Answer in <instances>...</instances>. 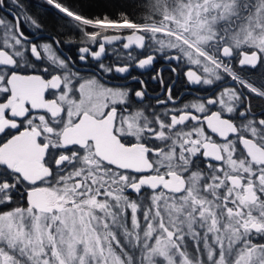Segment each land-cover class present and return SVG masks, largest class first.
Returning <instances> with one entry per match:
<instances>
[{
	"label": "snow or ice",
	"instance_id": "6c2138e0",
	"mask_svg": "<svg viewBox=\"0 0 264 264\" xmlns=\"http://www.w3.org/2000/svg\"><path fill=\"white\" fill-rule=\"evenodd\" d=\"M46 3L99 63L31 41L37 20L0 0V264H264V83L242 74L264 69V0H143L139 22ZM114 42L141 69L161 54L193 85L232 83L145 105L105 79L131 67L102 62Z\"/></svg>",
	"mask_w": 264,
	"mask_h": 264
},
{
	"label": "flooded vegetation",
	"instance_id": "af4514ba",
	"mask_svg": "<svg viewBox=\"0 0 264 264\" xmlns=\"http://www.w3.org/2000/svg\"><path fill=\"white\" fill-rule=\"evenodd\" d=\"M23 10L13 9L14 13L21 16L28 15L37 20L40 27H35L31 22H22L20 27L24 34L33 42L42 44L45 42L59 41L58 45L54 44L57 54L64 58H71L75 61V67L83 72H95L98 67V61L89 57L87 63L78 59V49L83 46L82 34L74 26L75 22L66 19L65 15L59 13L56 9H52L46 0H21ZM9 9L5 7L0 10V16H6L11 20L12 16L8 15ZM126 32L128 30H125ZM147 50L133 49L132 56L139 59L143 58ZM128 50L122 48L120 42L106 45V55L102 57L105 65L130 64L129 72L121 75L113 72L105 79L111 84L127 85L132 90H146L145 105H156V99L167 100L168 90L171 89L172 97L177 107H182L186 103H191L197 97L203 98L214 94L219 87L231 84L230 79L221 82L218 87H208L201 85H193L189 83L185 72L186 66L177 65L176 61H168L161 54H157L154 63L144 69L136 66L134 60L128 57ZM175 68L176 71H172ZM250 81L259 86L264 83V69H245L244 73ZM135 77L136 79H133ZM154 77H156L154 79ZM161 78L163 84H161ZM143 81V85L139 81ZM252 109L256 114L264 110V99L253 96L251 99ZM171 105H168L170 107ZM164 108L166 106H160Z\"/></svg>",
	"mask_w": 264,
	"mask_h": 264
},
{
	"label": "trees",
	"instance_id": "16d2710c",
	"mask_svg": "<svg viewBox=\"0 0 264 264\" xmlns=\"http://www.w3.org/2000/svg\"><path fill=\"white\" fill-rule=\"evenodd\" d=\"M61 2L88 17L102 16L105 13L114 17L120 11H127L130 18L139 22L140 17L147 11L142 6L143 0H61ZM51 8L54 9L52 6ZM66 19L70 20L68 17Z\"/></svg>",
	"mask_w": 264,
	"mask_h": 264
},
{
	"label": "water",
	"instance_id": "95a60500",
	"mask_svg": "<svg viewBox=\"0 0 264 264\" xmlns=\"http://www.w3.org/2000/svg\"><path fill=\"white\" fill-rule=\"evenodd\" d=\"M52 6V5H51ZM53 8H54V6H52ZM55 9V8H54ZM57 10V9H56ZM58 11V10H57ZM59 12V11H58ZM60 13V12H59ZM62 14V13H61ZM62 15H64V14H62Z\"/></svg>",
	"mask_w": 264,
	"mask_h": 264
}]
</instances>
